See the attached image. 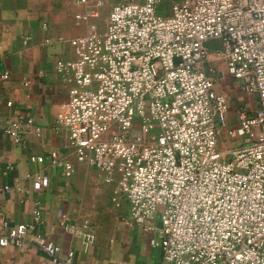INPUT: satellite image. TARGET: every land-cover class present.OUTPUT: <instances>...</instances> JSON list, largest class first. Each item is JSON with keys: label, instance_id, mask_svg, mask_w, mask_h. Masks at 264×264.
<instances>
[{"label": "built area", "instance_id": "obj_1", "mask_svg": "<svg viewBox=\"0 0 264 264\" xmlns=\"http://www.w3.org/2000/svg\"><path fill=\"white\" fill-rule=\"evenodd\" d=\"M167 1L166 14L159 0L118 2L98 30L90 19L106 0H91L78 15L89 32L70 40L75 59L56 65L72 80L56 126L65 127L75 160L113 185V205L128 204L127 224L148 235L159 264H264V0ZM209 41L218 42L212 51ZM210 54L255 99L238 105L236 126L206 68ZM24 125L40 136L30 117L4 121L15 145ZM50 163L63 177L74 172L70 160ZM49 182L35 173L32 188ZM38 223L35 208L33 221L8 228L0 245L20 246L30 233L46 264H78L73 249L62 255L33 233Z\"/></svg>", "mask_w": 264, "mask_h": 264}, {"label": "crops", "instance_id": "obj_2", "mask_svg": "<svg viewBox=\"0 0 264 264\" xmlns=\"http://www.w3.org/2000/svg\"><path fill=\"white\" fill-rule=\"evenodd\" d=\"M90 3L0 0V187L13 188L10 193H0V236L10 227L33 221L37 208L40 223L33 233L58 245L62 255L73 249L78 264H159L160 250L150 247L146 233L127 224L128 204L113 205V185L104 183L95 168L75 160L65 127L56 126L72 85L70 78L57 72L56 65L75 59L70 40L89 32V22L78 15ZM115 4L108 0L102 13H109ZM95 19L90 21L95 24ZM5 72L8 77L3 79ZM238 98L236 103L244 101V97ZM229 105L228 121L236 126L237 107ZM27 117L40 128V136L28 133L30 127L24 125V142L15 145L3 131L4 121ZM36 155L43 160L32 161ZM52 157L73 163L71 177L61 175L60 168L50 163ZM38 172L46 173L50 182L48 187L34 190L32 179ZM107 203L127 212L110 222L108 214L100 213ZM47 261L30 233L20 246L0 245V264Z\"/></svg>", "mask_w": 264, "mask_h": 264}, {"label": "rangeland", "instance_id": "obj_3", "mask_svg": "<svg viewBox=\"0 0 264 264\" xmlns=\"http://www.w3.org/2000/svg\"><path fill=\"white\" fill-rule=\"evenodd\" d=\"M107 1H106V3H107ZM114 1H116V3H117V2H122L124 0H114ZM137 1H141V0H137ZM158 9L163 14H166L168 12V9H169V2L167 0H159ZM102 10L103 9H101V11H100L99 17L96 18L94 21L99 30L103 29L102 25H105L106 18L108 15V13H104V12L102 13ZM206 46L209 48V51H212L213 49H215L218 46V42L217 41H209L208 43H206ZM209 59L210 60L206 63V68H211L213 70V71H211V74L213 77H215L217 79V89L224 91L227 94V97L229 99V103L232 104L233 107H238V105L242 104V103H248L249 105L254 103V101H255L254 97L240 91L237 87L238 83L229 77L225 68L223 66L219 65L217 62H214L211 60L212 59L211 54L209 55ZM238 97H240V100L242 97H244V101L242 102V100H241L240 102L236 103L235 101H236V99H239ZM224 147H225V145L223 144V142L221 140L218 144V148L222 150V149H224ZM102 210H104V212L102 211L100 213L101 214H103V213L108 214L110 216L108 219L110 222H113V217H117V219H120L119 218L120 214L124 215L127 212L125 210V208L122 209L121 212L114 209V207L110 203L105 204L104 207L102 206ZM157 217H158V214H157Z\"/></svg>", "mask_w": 264, "mask_h": 264}, {"label": "water", "instance_id": "obj_4", "mask_svg": "<svg viewBox=\"0 0 264 264\" xmlns=\"http://www.w3.org/2000/svg\"><path fill=\"white\" fill-rule=\"evenodd\" d=\"M157 226L160 227L161 226V223L160 221H157Z\"/></svg>", "mask_w": 264, "mask_h": 264}]
</instances>
